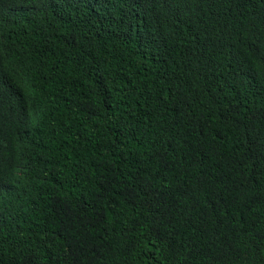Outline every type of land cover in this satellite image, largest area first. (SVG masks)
Listing matches in <instances>:
<instances>
[{"label": "trees", "instance_id": "16d2710c", "mask_svg": "<svg viewBox=\"0 0 264 264\" xmlns=\"http://www.w3.org/2000/svg\"><path fill=\"white\" fill-rule=\"evenodd\" d=\"M0 264H264V0H0Z\"/></svg>", "mask_w": 264, "mask_h": 264}]
</instances>
